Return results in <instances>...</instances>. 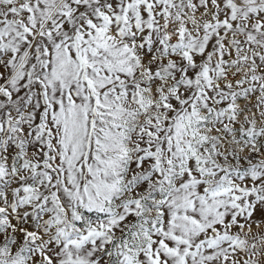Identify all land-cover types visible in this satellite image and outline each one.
<instances>
[{
	"label": "snow or ice",
	"instance_id": "1",
	"mask_svg": "<svg viewBox=\"0 0 264 264\" xmlns=\"http://www.w3.org/2000/svg\"><path fill=\"white\" fill-rule=\"evenodd\" d=\"M0 264H264V0H0Z\"/></svg>",
	"mask_w": 264,
	"mask_h": 264
}]
</instances>
